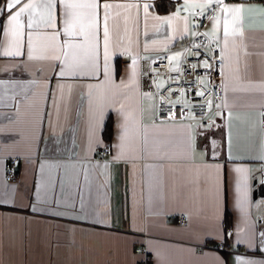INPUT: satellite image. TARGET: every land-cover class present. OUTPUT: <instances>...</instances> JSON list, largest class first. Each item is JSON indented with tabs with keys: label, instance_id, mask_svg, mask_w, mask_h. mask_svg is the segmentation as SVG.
Instances as JSON below:
<instances>
[{
	"label": "crops",
	"instance_id": "1",
	"mask_svg": "<svg viewBox=\"0 0 264 264\" xmlns=\"http://www.w3.org/2000/svg\"><path fill=\"white\" fill-rule=\"evenodd\" d=\"M72 2L91 0H20L12 14L37 7L14 35L0 0V264H145L141 247L150 264H264L254 199L264 181V3L95 0L86 40L91 10L65 31ZM215 4L204 32L222 51L225 125L200 136L155 123L141 59L182 46L195 35L193 11ZM110 117L113 151L102 159Z\"/></svg>",
	"mask_w": 264,
	"mask_h": 264
},
{
	"label": "built area",
	"instance_id": "2",
	"mask_svg": "<svg viewBox=\"0 0 264 264\" xmlns=\"http://www.w3.org/2000/svg\"><path fill=\"white\" fill-rule=\"evenodd\" d=\"M219 11V4L193 11L195 35L192 38L179 48L141 59L142 92L155 97V123H187L200 136H206L208 131L215 133L225 125L222 51L204 32V25L216 18ZM176 53H179L177 61L173 58ZM261 116L264 126V110ZM112 151L113 143L106 141L98 156L109 157ZM16 175L17 159L13 158L7 167V181H13ZM262 184L264 202V181ZM173 219L181 226L187 224L185 214L174 215ZM258 222L264 226V215L258 217ZM227 235L231 237V231ZM259 248L258 253L264 256V227L259 234ZM136 251L144 253L145 264H150L152 258L145 247Z\"/></svg>",
	"mask_w": 264,
	"mask_h": 264
},
{
	"label": "snow or ice",
	"instance_id": "3",
	"mask_svg": "<svg viewBox=\"0 0 264 264\" xmlns=\"http://www.w3.org/2000/svg\"><path fill=\"white\" fill-rule=\"evenodd\" d=\"M20 3V0H8V3L6 5L7 9L10 12V16H9V25L10 28L13 32L14 35H19L20 34V29L23 28V24L21 22V17L22 15L27 11L29 13V16H31V10L35 9L37 7L36 4L33 3H28L25 4L22 8L19 9V11H16L14 14L11 13V9L15 8L16 5H18ZM65 7L67 9L72 10L70 15L72 16V22L68 23V25L65 28L66 32H71L73 29H75L76 27V22H78L83 15H85L84 13L78 11V10H82V9H87V10H91L89 13H87L88 15V24H87V31H85V26L83 24H81V32L84 33L85 35V39H89V36L91 35L92 38H94L95 35V13H94V9L96 8V3L95 0H91V2H84V3H78V2H72V3H66ZM107 7V5H106ZM225 11H230L233 13H236L237 16L238 14L242 11L239 8L236 9H230V10H225ZM264 11V10H262ZM29 27H31V23H29ZM224 32H225V36H227L228 33V25H227V21L225 22V28H224ZM105 57L107 58V28H105ZM237 171H241L240 169H237ZM239 187V186H238Z\"/></svg>",
	"mask_w": 264,
	"mask_h": 264
},
{
	"label": "trees",
	"instance_id": "4",
	"mask_svg": "<svg viewBox=\"0 0 264 264\" xmlns=\"http://www.w3.org/2000/svg\"><path fill=\"white\" fill-rule=\"evenodd\" d=\"M159 10L164 11L161 5L159 6ZM119 67H120V65H119ZM118 73H119V71H118ZM113 124H114L113 118L110 117L107 120V123H106L104 131H103V137L106 141H111L113 138ZM226 218L228 219V214H227Z\"/></svg>",
	"mask_w": 264,
	"mask_h": 264
},
{
	"label": "water",
	"instance_id": "5",
	"mask_svg": "<svg viewBox=\"0 0 264 264\" xmlns=\"http://www.w3.org/2000/svg\"><path fill=\"white\" fill-rule=\"evenodd\" d=\"M257 184V181L254 183ZM263 194V184L258 185L254 192V199L257 200Z\"/></svg>",
	"mask_w": 264,
	"mask_h": 264
},
{
	"label": "rangeland",
	"instance_id": "6",
	"mask_svg": "<svg viewBox=\"0 0 264 264\" xmlns=\"http://www.w3.org/2000/svg\"><path fill=\"white\" fill-rule=\"evenodd\" d=\"M173 58H174L175 61H177L179 59V53L174 54ZM257 201L260 202V211L263 214L264 213V203L261 200V198H259Z\"/></svg>",
	"mask_w": 264,
	"mask_h": 264
}]
</instances>
